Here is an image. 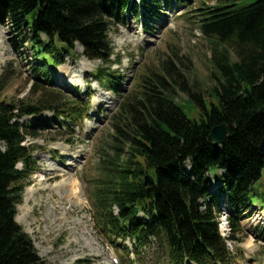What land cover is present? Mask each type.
<instances>
[{
  "label": "trees",
  "instance_id": "1",
  "mask_svg": "<svg viewBox=\"0 0 264 264\" xmlns=\"http://www.w3.org/2000/svg\"><path fill=\"white\" fill-rule=\"evenodd\" d=\"M156 2L0 0V24L10 26L23 43L31 42L35 61L44 68L32 67L37 83L46 82L54 92L56 68L66 55L77 59L80 45L84 57L104 63L95 77L118 93L119 78L111 72V29L120 17L139 16L141 9L148 21ZM199 13L200 32L213 45L211 109L204 94H189L185 75L175 73L172 62L158 71L144 69L133 92L122 96L111 120L112 135L96 151L95 227L104 239L130 241L138 261L145 248L157 246L169 264H233L219 218L224 207L231 209L230 239L240 242L241 222L258 203L253 192L264 180V0L245 7L220 4ZM7 85L5 77L0 79V93ZM176 90L189 100L177 103ZM31 92L40 94L35 103L0 102V264H46L17 223L18 206L39 172L36 148L27 144L38 136L21 121L50 112L77 126L88 114L67 108L58 94L39 84ZM191 102L202 108L201 122L189 120L184 105ZM222 124L230 135L215 147L210 134ZM187 165L193 167L191 174ZM214 170L225 172L218 196L210 186ZM148 174L155 184L146 186Z\"/></svg>",
  "mask_w": 264,
  "mask_h": 264
},
{
  "label": "rangeland",
  "instance_id": "2",
  "mask_svg": "<svg viewBox=\"0 0 264 264\" xmlns=\"http://www.w3.org/2000/svg\"><path fill=\"white\" fill-rule=\"evenodd\" d=\"M260 1L157 0L151 8L154 15L149 16L148 21L142 19L147 14L145 11H140L139 16L128 14L124 19L120 17L110 32L114 53L111 72L119 78L118 93L110 92L95 77L96 71L104 63L88 60L80 45H76L77 59L66 55L65 63L56 68V76L52 78L54 92L46 82L37 83L33 80L32 67L37 64L41 67L42 64L35 61L31 42L23 43L10 26L0 24V79L5 77L8 81L7 87L0 93V102L35 103L40 94H32L31 87L39 84L45 90H50V95L58 94L67 108L89 112L88 115L82 114L84 121L81 127H74L70 120L50 112L38 118L28 117L20 123L26 127L32 126V131L38 136L37 139L30 138L27 144L36 148L34 159L39 172L31 177L23 202L18 206L17 223L30 237L46 264H115L114 258H118L119 264H169L162 257V249L157 246L145 248L138 261L130 241L104 239L99 234L91 201L92 184L99 163L96 152L98 145L109 140L113 133L111 120L121 105L122 96L133 92L144 69H148V72L158 71L160 65L172 62L175 73L185 75L189 94H204L211 109L212 99L207 93L216 85L212 78L213 45L200 32L197 24L199 10L231 3L245 7ZM63 72H67L64 81L61 76ZM176 98V102L181 104L189 100V95L176 90ZM184 110L191 121L201 122L205 116L202 108L193 102L185 103ZM62 148H68L69 153L64 155ZM75 157H79L76 162ZM52 165L62 169L59 173H51ZM212 176L220 180L222 173L214 170ZM68 177L79 181L83 200V205L75 208V214L71 216L65 217V213H60L63 211L59 205L60 212L55 205L47 202V196L51 195V203L56 204L64 191L40 192L41 195L36 196V206L27 197L29 190L38 192L42 187L53 189ZM214 183L213 180L211 187L215 191L213 193L217 194L219 187H215ZM253 194L261 203L258 205L264 207V180L255 187ZM65 201L63 199L62 202ZM226 205L229 206L228 203ZM28 207L33 208L31 215L28 214ZM71 207H74L73 203L66 208L69 210ZM223 211L230 214V209L223 208ZM247 216L242 222L243 233L237 234L240 243L231 242L233 264H264V216L262 211L255 208H251ZM54 219H58L57 224Z\"/></svg>",
  "mask_w": 264,
  "mask_h": 264
},
{
  "label": "bare ground",
  "instance_id": "3",
  "mask_svg": "<svg viewBox=\"0 0 264 264\" xmlns=\"http://www.w3.org/2000/svg\"><path fill=\"white\" fill-rule=\"evenodd\" d=\"M62 80L63 79H65V77L67 76V72H63L62 73ZM64 81V80H63ZM62 81V82H63ZM61 151H63L62 153L64 154V155H67L68 153H69V149L68 148H62V150ZM79 157H75L74 159H75V162H76V160L78 159ZM50 160H52V158H51V156H50ZM74 162V161H73ZM71 165L73 164L72 162L70 163ZM57 166V165H56ZM51 167V169L52 170H50L49 172H51V173H56V172H58L59 173V171L62 169V168H59L58 166L57 167H53V165L52 166H50ZM61 176V175H60ZM40 179L44 182L45 181V179L43 180L42 179V177H40ZM59 179H60V177H59ZM54 180V179H53ZM76 179L75 178H72V177H68V178H63V180L62 181H60L58 184H56L55 186H54V188L53 189H49V188H47V187H42L41 189H39V191L38 192H36V191H30L29 190V192H28V195H27V197L30 199V202L31 201H33L34 203H35V206L37 205V198L38 197H36V196H38V195H41V193L40 192H46L47 190L48 191H51V192H55V193H58V192H60V191H64V193H63V197L60 199V201H56L57 203L56 204H52L53 202V197L51 196V195H49V196H47L49 199H48V203H49V205L51 204V206L52 205H55V209H57V211L59 210V212H60V209L58 208L59 206H60V208H61V210L63 211V212H60V213H65V217H67V216H71V215H73V214H75V212L73 211L75 208H77V207H80V206H82L83 205V200H82V192H81V190H80V184L78 183L79 181H75ZM58 181V180H57ZM66 197V198H65ZM27 198V199H28ZM63 199L64 200H66L65 202H62L63 201ZM59 200V199H58ZM55 201V200H54ZM52 202V203H51ZM74 204V207H71L69 210L66 208L67 207V205L68 204ZM59 205V206H58ZM48 206V205H47ZM58 206V207H57ZM84 207V206H83ZM49 208V207H48ZM51 208V207H50ZM69 208V207H68ZM28 214H32L33 213V208H30V207H28ZM50 210V209H49ZM53 210V209H52ZM55 211V210H54ZM57 213V212H56ZM59 213V214H60ZM49 214H51V213H49ZM50 216V215H49ZM64 217V218H65ZM68 219V218H67ZM50 220V219H49ZM57 220L58 219H54L53 221H55V223L57 222ZM61 220V219H60ZM62 220H63V218H62ZM66 220H64V222H65ZM62 223V222H61ZM69 223V222H68ZM57 224V223H56ZM59 224V223H58ZM54 226V225H53ZM66 227V226H65ZM61 228V227H60Z\"/></svg>",
  "mask_w": 264,
  "mask_h": 264
},
{
  "label": "water",
  "instance_id": "4",
  "mask_svg": "<svg viewBox=\"0 0 264 264\" xmlns=\"http://www.w3.org/2000/svg\"><path fill=\"white\" fill-rule=\"evenodd\" d=\"M230 135L229 126L227 124H222L220 126H217L213 128L210 134V141L214 144L215 147L223 146L225 141ZM260 151L264 155V138L262 140V143L260 145ZM146 186H149L150 184H155V180L152 176L147 175L145 177Z\"/></svg>",
  "mask_w": 264,
  "mask_h": 264
}]
</instances>
